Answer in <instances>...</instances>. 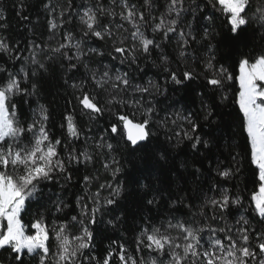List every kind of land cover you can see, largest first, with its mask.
<instances>
[{
    "label": "snow or ice",
    "instance_id": "obj_1",
    "mask_svg": "<svg viewBox=\"0 0 264 264\" xmlns=\"http://www.w3.org/2000/svg\"><path fill=\"white\" fill-rule=\"evenodd\" d=\"M41 4L48 36L39 42L4 35L0 10V264H264V0ZM24 8L21 0L18 15ZM141 61L163 84L137 76ZM167 85L198 97L199 108H158ZM105 115L103 131L88 135L80 118ZM160 130L162 145L193 154L191 171L183 161L158 185L137 178L131 240L98 256L96 226L125 192L119 145L147 150ZM169 156L163 147L159 158Z\"/></svg>",
    "mask_w": 264,
    "mask_h": 264
},
{
    "label": "trees",
    "instance_id": "obj_2",
    "mask_svg": "<svg viewBox=\"0 0 264 264\" xmlns=\"http://www.w3.org/2000/svg\"><path fill=\"white\" fill-rule=\"evenodd\" d=\"M80 2L81 0H76V3ZM24 3L25 8L21 15L28 16V21L22 20L21 15H18V13H20L21 0H0V10H3L2 14L5 17V22L9 26L7 31L3 34L10 37L13 41L31 39L33 36L37 38V42H39V39H46L48 33L45 28V14L42 8L41 0H24ZM216 23L219 25L220 21L217 20ZM29 28L32 29L31 32L28 31ZM218 39L221 41V49L223 51L231 50L233 41L226 33H223L220 37H218ZM92 46L99 45L94 44ZM229 64H231V61H229ZM141 67L144 68V73H136L137 76L143 75L144 79L154 77L156 79H160L163 84L162 78L156 76L157 69L152 67L150 62L141 61ZM231 70L233 69L230 67V71ZM167 87L169 89L167 93L169 99L164 100L163 97L158 98L162 101V104L157 105L158 108L169 104H172L174 108H180L182 105H185L187 108L192 110H197L199 108L198 97L191 94L186 95L185 89L181 86L167 85ZM51 99L52 97L48 96L42 102L47 103L48 100ZM64 103L65 101L63 95H61L56 98V103L52 105L53 114L57 124V135H59L58 125L60 122V112L62 111ZM227 111H230L233 115H235L237 109L233 106ZM161 115H164V113L161 112ZM80 119L85 130L89 127L92 128V132L87 133L88 135L98 136L107 126V121L110 117L105 115L104 118L98 119L95 122H89L87 117H81ZM233 129L239 131L235 125H233ZM205 131H207V129H205ZM162 141H164V132L163 130H160L158 132V139L154 140L153 144L150 145L147 150H141L135 153L130 152L126 147H124L123 141H121L116 155L120 159L121 165L124 168V172L120 175L119 179L124 182L125 192L119 199V210L103 216L101 222L96 226V254L98 256L103 254L104 250L108 247L112 240H118L121 236H125L128 240H131L132 233L129 231V227L132 223L131 216L135 210V204L141 192L138 185L135 183L137 178H139L142 183L151 182L154 186L158 185L160 182L159 178L161 176H168L169 170L174 172L175 169L179 168L180 163L183 161H187L189 163L188 171H191L193 154L183 145L177 148L172 147L171 145H162ZM111 142L114 145L116 144L115 140H112ZM221 143H224V141H221ZM163 147H167L169 149L170 156L167 162L159 158V153L162 151ZM179 170L184 172V169ZM91 171L92 167L89 166L85 174H88V172ZM149 173H151L150 178L144 179V177L148 176ZM185 175H187L186 172ZM171 178L175 179V175ZM177 183L182 185L183 181H177ZM173 187H175V185H173ZM52 191L55 193L58 189L53 188ZM105 195H107V193H105ZM64 196L71 199L68 193H65ZM34 213V207L29 208L25 213H22V219L26 226H30V223L34 220ZM114 216L122 217L115 229L111 226H107L105 223L107 220L113 219ZM25 264H29L28 257H25Z\"/></svg>",
    "mask_w": 264,
    "mask_h": 264
}]
</instances>
